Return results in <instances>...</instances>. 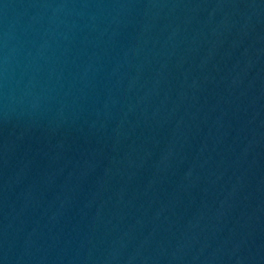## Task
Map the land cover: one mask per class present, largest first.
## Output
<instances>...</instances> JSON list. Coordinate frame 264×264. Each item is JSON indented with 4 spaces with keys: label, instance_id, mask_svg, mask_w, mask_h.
<instances>
[{
    "label": "water",
    "instance_id": "1",
    "mask_svg": "<svg viewBox=\"0 0 264 264\" xmlns=\"http://www.w3.org/2000/svg\"><path fill=\"white\" fill-rule=\"evenodd\" d=\"M0 264H264V0H0Z\"/></svg>",
    "mask_w": 264,
    "mask_h": 264
}]
</instances>
